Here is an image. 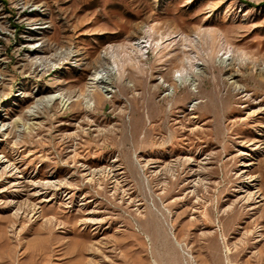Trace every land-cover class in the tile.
Segmentation results:
<instances>
[{"label":"rangeland","instance_id":"1","mask_svg":"<svg viewBox=\"0 0 264 264\" xmlns=\"http://www.w3.org/2000/svg\"><path fill=\"white\" fill-rule=\"evenodd\" d=\"M0 124V264H264V0H0Z\"/></svg>","mask_w":264,"mask_h":264},{"label":"bare ground","instance_id":"2","mask_svg":"<svg viewBox=\"0 0 264 264\" xmlns=\"http://www.w3.org/2000/svg\"><path fill=\"white\" fill-rule=\"evenodd\" d=\"M111 73H112V68H110V67H106V68H103L101 70H98L97 73H95L96 74L95 77L92 79V84L104 83L106 85L107 91H109L110 85L113 83V80L110 77ZM177 85H178V82H177ZM57 100H62V101L64 100L62 94H60V93H51L48 96H46L44 99L39 101L37 105L41 106V105H43L45 103L47 105H50V104L56 102ZM91 103H93V102H91ZM88 108H90V105L88 106ZM248 145H253V143H249ZM253 149H256V148H253ZM245 151H241L240 154L245 155V156L246 155H250L248 152H245ZM253 164H254V162H252V161H246L243 166L244 167H250ZM245 171L246 170L242 171L241 176H244L243 172H245ZM255 181H256V177H254V176H247V177L244 176V184L242 185V188L246 189L245 192L248 191L247 192L248 193V199L259 198V196H256L257 195L256 191H253V190L251 191V188H253V186L255 185ZM46 183L47 184L51 183L53 185H57L58 184V182H56V181H48V182L46 181ZM256 202H259V201H256Z\"/></svg>","mask_w":264,"mask_h":264}]
</instances>
